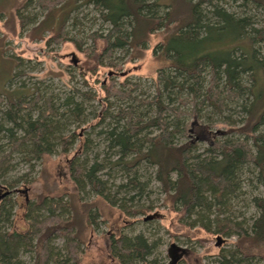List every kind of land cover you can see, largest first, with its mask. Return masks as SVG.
Returning a JSON list of instances; mask_svg holds the SVG:
<instances>
[{"label": "trees", "instance_id": "1", "mask_svg": "<svg viewBox=\"0 0 264 264\" xmlns=\"http://www.w3.org/2000/svg\"><path fill=\"white\" fill-rule=\"evenodd\" d=\"M36 2L46 10V27L51 28L52 39L72 42L94 62L84 65V69L77 68L88 88L75 90L79 97L97 96L88 78L96 76L102 65L121 69L120 62H116L117 53L118 57L123 53L140 59L150 48L161 65L145 111L133 116L134 110L129 106L117 112L125 117L124 124L116 122L105 137L111 147L117 148L116 157H105L104 161L78 159L88 139L67 156L68 137L61 134V109L68 108L76 117L80 114L73 94L60 103L53 102L50 97L42 98L38 86L30 92L21 84L10 88L7 81L11 77L1 79L0 118L10 125L0 124V140H7L0 143V152L4 147L10 151L1 153L0 169L8 154L17 150L34 158L45 157L47 141L54 138L62 144L59 153L76 194L83 184L123 213L144 216L151 205L134 204L148 198L152 181L183 224L187 225V220L211 235L234 237V241L213 254L210 264H264V0ZM82 6L91 8L96 16L91 18V26L83 36L72 35L64 30L65 26L82 25L78 18ZM96 20L99 25L94 28ZM158 31L162 38L149 47ZM11 61H6L10 68ZM100 86L106 100L128 96L126 88L133 84L123 80L116 86L109 79L106 83L101 81ZM25 108L28 112L21 115ZM32 111L37 114L31 116ZM236 113L238 119L234 121ZM103 115L97 116L96 123L103 121ZM215 115L219 116L216 120L212 119ZM219 122L228 125L227 131L212 130ZM190 124L194 125L193 138L186 135ZM16 129L23 134L16 136ZM112 170L120 174L116 183ZM5 189L0 187V196ZM246 194L248 203L243 206L250 209L248 215L236 206L239 196L244 198ZM26 199L27 229L0 230V264H19L21 248L34 252L33 264H80L78 235L82 226L71 202L67 203L69 214L61 217L56 209L60 212L62 205L63 211L65 205L56 198L44 195L35 201ZM91 207L87 220L92 225L97 211ZM8 214L0 203V217L7 221ZM53 237L64 238L62 249L66 254L62 259L61 251L51 245ZM108 242L110 256L118 264H163L159 240L143 233L110 235Z\"/></svg>", "mask_w": 264, "mask_h": 264}, {"label": "rangeland", "instance_id": "2", "mask_svg": "<svg viewBox=\"0 0 264 264\" xmlns=\"http://www.w3.org/2000/svg\"><path fill=\"white\" fill-rule=\"evenodd\" d=\"M37 0H4L0 2V81L8 79L7 85L12 88L13 85H24L31 90L38 86L42 98L50 97L52 101L62 102L68 95H74L79 103L80 114L72 115L67 109L61 114L63 129L61 134L68 137V154L71 156L77 147L87 141L86 148H82L78 159L87 158L89 161L97 159L104 161L105 157H114L117 148L111 147V143L106 137V132L116 126V122L124 124L125 117L118 115L122 107H132L133 116H137L141 111H145L148 99L154 93L153 80L156 76L157 68L161 65L160 61L155 59L150 48L145 50L142 58L131 59L130 56H124L123 53L117 56L118 67H108L102 65L98 68L96 76L88 78V82L96 90L97 96L88 99L85 95H77L75 90L86 91L83 79L78 75L77 68L84 69L86 64H94L87 58L85 50L82 51L75 47L69 41H55L52 39L50 27H46V10L38 7ZM27 4V7L24 6ZM18 8V10H16ZM85 15V16H83ZM96 16V12L91 8L81 7L79 12L82 25L74 27L70 23L65 26V31H71L72 35L83 36L91 26V18ZM21 20V21H20ZM93 27H98L99 20H96ZM80 29L82 31H80ZM162 38L160 31L151 38L149 47ZM12 59V68L6 63ZM17 59L19 63H16ZM75 59L76 63L73 62ZM120 60V61H119ZM5 61V62H4ZM14 61V62H13ZM3 66V67H2ZM114 73V74H112ZM120 73H124L123 75ZM112 74V75H111ZM113 79L114 85L118 86L123 80L133 84L128 86V96L108 97L104 99V91L100 90V82H108ZM31 96V95H30ZM29 96V97H30ZM28 112V109L22 110L21 115ZM104 114L103 121L96 123L100 114ZM207 113V112H206ZM205 113V114H206ZM229 112L226 111V114ZM35 111L31 116L36 115ZM208 115V114H207ZM141 116V115H140ZM210 116V114H209ZM0 117H2L0 115ZM97 117V118H96ZM219 116H212L216 120ZM234 121L238 119V113L233 115ZM192 121H195L193 119ZM2 126L7 125L4 119L0 118ZM8 124L7 126H9ZM24 125V124H22ZM190 124L187 132L189 138H193L192 127ZM214 132L218 133L228 129V125L221 122L213 125ZM17 130V129H16ZM147 131H143L145 133ZM74 135L71 137V134ZM16 136H21V130L16 131ZM183 139V138H181ZM2 138L0 143H6ZM48 155L43 158H34L30 153L20 154L17 150L7 156L2 169H0V187H6L5 192L0 196L7 198L0 200L9 211V218L5 221L0 217V230L7 231L10 228L18 231L27 229L28 222L25 219V204L29 198L35 201L41 196L56 198L61 204L65 205L64 210L57 213L61 217L69 214L70 209L67 203L70 201L78 213L79 224L82 226L79 235V248L81 249L80 264H118L110 256L108 237L118 234L133 235L134 233H143L151 239L159 240L158 251L164 255L163 264L172 263V257L169 253L171 245L176 247L173 255L179 257V261L173 264H210L213 254H216L220 248L229 245L234 241V237H224L220 234L211 235L198 225L187 222V226L179 220V214L173 211L169 201L163 200V193L156 183L151 181V193L148 198L139 200L134 205H151L152 208L144 215L133 217L123 213L117 205H110L100 196L90 191L86 185L79 187V192L73 190V183L69 178L63 157L59 151L62 144L54 138L47 141ZM83 146V147H84ZM144 146V145H143ZM142 146V147H143ZM10 150L4 147L3 154ZM116 157V156H115ZM105 171V170H104ZM113 171V170H112ZM119 172L113 171L111 174L115 183L119 181ZM20 177L21 179H19ZM105 178L106 176H102ZM19 180L13 186L8 185L11 181ZM108 187V185H107ZM114 188L111 187L110 192ZM245 191H250L246 187ZM238 201L240 211L245 215L250 213L243 204L248 203V194L239 196ZM69 204V203H68ZM89 206L92 211H97L95 222L88 224L87 211ZM129 207V204H126ZM72 212V211H71ZM43 210L37 213L42 215ZM73 213V212H72ZM41 218V217H38ZM183 221V220H182ZM35 239H33L34 242ZM51 245L61 251V259L65 257L63 248L64 238L53 237ZM30 249L21 248L17 256L19 264H33L34 252ZM65 253V254H64ZM177 262V263H176Z\"/></svg>", "mask_w": 264, "mask_h": 264}, {"label": "water", "instance_id": "3", "mask_svg": "<svg viewBox=\"0 0 264 264\" xmlns=\"http://www.w3.org/2000/svg\"><path fill=\"white\" fill-rule=\"evenodd\" d=\"M73 62L76 63L75 59H73ZM176 247L174 245H171V248L169 249V253L171 254L170 257H172V262H174L175 260L178 259V257L175 255V256H172L173 255V250H175Z\"/></svg>", "mask_w": 264, "mask_h": 264}]
</instances>
